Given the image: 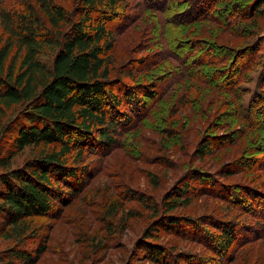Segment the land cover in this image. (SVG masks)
Segmentation results:
<instances>
[{
  "label": "rangeland",
  "instance_id": "rangeland-1",
  "mask_svg": "<svg viewBox=\"0 0 264 264\" xmlns=\"http://www.w3.org/2000/svg\"><path fill=\"white\" fill-rule=\"evenodd\" d=\"M54 1L71 9L74 0ZM190 1L197 14L207 8V17L175 24L170 13L184 11ZM170 3L171 9L160 11L144 7L140 0H124L120 17L107 23L113 31L109 78L118 77L123 85L136 86V91L151 92V97L143 96V104L135 106L131 116L121 105L128 118L112 132V143L83 147L77 158L76 150L68 154L66 164L76 167L83 187L74 189L66 202H53L52 212L27 217L12 230L0 215V264H26L12 259V250L32 258L28 264H158L146 256V244L161 246L169 264H264L262 208L255 203L250 204L253 208L239 206L232 192L238 190L226 186L246 183L264 191V169L257 153L245 151L252 149L251 138L264 145V131L240 118L241 106L264 95V2L253 16L244 10L249 4L234 8L240 0ZM223 11L232 15L233 24L221 17ZM231 27L235 34L228 32ZM169 43L174 46L171 51L166 49ZM250 44L256 49L254 63L241 73L236 91L223 89L228 82H221V87L207 79L214 75L216 62L193 68L192 73L202 71V80L189 75L192 66L205 60L200 49L216 46L215 51L227 53L226 63ZM193 46L198 48L192 50ZM8 113L12 118L15 111ZM116 118L121 120V114ZM232 130L236 133L230 141L220 146L215 142L208 154H196L203 136ZM0 145L7 147L1 139ZM50 149L27 145L12 156L10 168L24 167ZM242 155L255 157L246 171L234 162ZM224 166L231 173L217 176L226 172ZM192 169L205 181L186 178L189 191L179 198L180 181ZM166 198L180 199L169 212L163 210ZM164 213L178 222L163 224ZM222 223L232 224L235 231L225 249L217 243L221 233L217 225Z\"/></svg>",
  "mask_w": 264,
  "mask_h": 264
},
{
  "label": "trees",
  "instance_id": "trees-1",
  "mask_svg": "<svg viewBox=\"0 0 264 264\" xmlns=\"http://www.w3.org/2000/svg\"><path fill=\"white\" fill-rule=\"evenodd\" d=\"M123 1L74 0L72 8L68 9L54 0H0V139L7 144V147L0 145V168L4 169L0 173V215L10 230L18 227L27 217L52 212L56 209L53 202L64 203L68 195L75 192L74 189L80 190L83 180L73 170L76 168L73 164H66L68 154L76 150L77 158L81 156L83 147L98 146L94 143H112L115 140L112 132L117 130L122 120L128 118L122 112L121 105L129 110L126 112L131 116L135 106L143 104V96L151 97V92L144 93L142 89L136 91V86L134 89L123 85L118 77L115 80L109 78L113 70V31L107 23L118 18ZM140 1L144 7H156L160 11L169 10L173 6L170 0ZM263 2L240 0L234 8H246L249 4L244 10L249 12L248 16H253ZM191 3L185 6L184 11L179 8L170 13L175 24L207 17V8L204 14H197ZM202 7L207 6L203 3ZM228 15L221 12V17L228 20V25L230 22L233 24L234 21H230L232 15ZM233 16H238V13ZM228 32L235 34L233 27ZM194 47L197 46H193L192 50ZM172 48L173 44H167V51ZM215 48L212 45L200 49L205 51V60L192 66L189 75L202 80L205 77L202 71L192 73L193 68L216 62L218 66L214 67V75L207 79L218 81L216 84L221 87H224L222 83L228 82L223 89L236 91L241 73L251 69L254 63L255 45L244 47L226 63L224 59L227 53L215 51ZM217 76H223L224 79L218 80ZM239 98L237 95L238 101ZM241 108L242 121L249 127L264 131V95H255L247 106ZM8 111H15L12 118H9ZM120 114L122 119L117 120ZM234 133L236 130L216 136H203L195 147L196 154H208L215 142L217 146L227 143ZM258 140L251 138L252 149L245 151L257 153L260 168L264 169V155H259L264 152V145ZM27 145L50 146L51 149L33 157L24 167L10 168L12 156ZM235 159L240 171H246L255 162L252 156L242 155ZM224 168L226 172H218L216 175L231 173L229 168ZM186 178L205 181L204 177L192 169L182 179L184 182L180 181V187L177 188L179 198L189 191L190 182ZM226 186L238 190L232 192L233 196L235 194V202L239 198V206L248 205L253 208L255 206L250 204L255 203L262 208L263 213H260L259 218L264 217L263 190L246 183ZM245 194L248 196L244 197ZM139 196L138 200L142 201L143 195ZM179 198H166L163 210L171 211ZM164 216L162 220L165 225L178 222L171 215L164 213ZM217 226L221 232L217 243L225 249L235 233L234 228L232 224L225 226L224 223ZM145 250L151 261L169 264L161 246L146 244ZM9 255L12 259L25 260L26 264L32 262V258L19 250L10 251Z\"/></svg>",
  "mask_w": 264,
  "mask_h": 264
}]
</instances>
